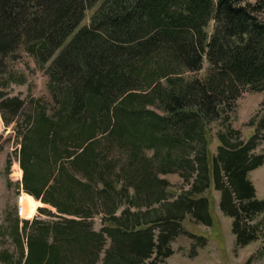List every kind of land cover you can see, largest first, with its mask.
I'll return each instance as SVG.
<instances>
[{
  "label": "trees",
  "instance_id": "trees-1",
  "mask_svg": "<svg viewBox=\"0 0 264 264\" xmlns=\"http://www.w3.org/2000/svg\"><path fill=\"white\" fill-rule=\"evenodd\" d=\"M96 1L0 0V116L22 117L17 189L48 216L0 222L14 247L0 249V263L158 264L178 235L194 236L187 214L211 224V181L236 243L254 240L264 199L248 172L264 161V99L247 139L231 114L241 92L264 91V0H102L55 54ZM22 53L48 64L51 96L27 110L4 90L26 81L14 68ZM168 173L182 178L176 195Z\"/></svg>",
  "mask_w": 264,
  "mask_h": 264
},
{
  "label": "rangeland",
  "instance_id": "rangeland-1",
  "mask_svg": "<svg viewBox=\"0 0 264 264\" xmlns=\"http://www.w3.org/2000/svg\"><path fill=\"white\" fill-rule=\"evenodd\" d=\"M101 1L97 0L93 7L87 8L84 11L82 21L74 28L65 42L56 50L55 54L59 52L63 45L82 25L89 23L92 12H94ZM247 1L254 3L256 0ZM262 14L259 16H262ZM207 30L211 32L212 21L209 22ZM47 65L44 68H40L36 65L34 59L26 53H22V57L14 63L16 70L24 72L26 81L23 84H15L12 82L4 90L24 99L26 102L23 109L27 110L29 108V103L32 98H35V100L36 98H40L42 101L47 102L51 101L49 88L47 87L49 80ZM206 67L207 61L204 58L202 69L198 75L204 72ZM0 89H2L1 86ZM263 99L264 91L250 92L248 90L241 92L237 99L236 108L231 114L232 126L240 129L241 135L245 139L253 134L255 126L257 130V123L261 113L259 115L257 114V116L256 113L260 111ZM251 118H255L253 125L249 121ZM21 121L22 117L19 116L5 124L0 116V222L6 218L11 219L16 214L18 215L19 195L23 196L22 205L25 202L24 194L26 192L23 194V190L18 191L17 189V183L21 180L22 176H19V164L16 158L19 143L15 131H13V129L19 127L22 123ZM219 127V123H213L207 132L209 158L215 154L216 146L219 143L213 134ZM257 132L260 137L255 152L264 153V128H260ZM8 157L10 159V165L9 170L5 172V163ZM162 176L170 181V191L174 195L184 185L182 178L177 173H168ZM248 178L255 188L256 197L264 199V161L261 165L248 172ZM9 181L10 183H8ZM202 195L208 198L209 212L212 219L211 224L196 222L187 214L182 220V225L188 232L194 234V236L190 237L188 233L178 235L171 242L172 248L174 249L173 253L158 264H264V211L257 214L255 218L259 222V225H262V230L259 235L254 240L241 246L236 243V236L232 232V218L220 210V192L214 188L213 181H211L209 187ZM41 205L43 203L37 200L36 207L30 216H26V213L23 216L18 215L20 217L19 226L22 225V220L25 218L30 220L36 216L38 218H48V216L38 212L37 207ZM93 221L94 227L98 229L101 226L100 215H95ZM3 248H8L11 251L14 249L9 235L6 237L0 233V249Z\"/></svg>",
  "mask_w": 264,
  "mask_h": 264
},
{
  "label": "bare ground",
  "instance_id": "bare-ground-1",
  "mask_svg": "<svg viewBox=\"0 0 264 264\" xmlns=\"http://www.w3.org/2000/svg\"><path fill=\"white\" fill-rule=\"evenodd\" d=\"M18 173H19V176H22L21 175L22 169L20 168V166H18ZM24 193L25 191H23V194ZM24 197H25V202L22 205L23 196L19 195L20 202L18 204V215L23 216L26 213V216H30L36 207L37 200L32 195L28 194L27 192L24 194Z\"/></svg>",
  "mask_w": 264,
  "mask_h": 264
}]
</instances>
